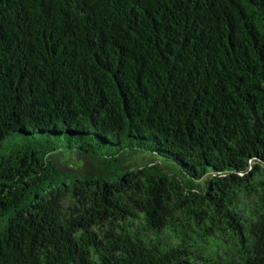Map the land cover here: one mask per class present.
I'll return each instance as SVG.
<instances>
[{
  "label": "trees",
  "instance_id": "1",
  "mask_svg": "<svg viewBox=\"0 0 264 264\" xmlns=\"http://www.w3.org/2000/svg\"><path fill=\"white\" fill-rule=\"evenodd\" d=\"M0 264H264V0H0Z\"/></svg>",
  "mask_w": 264,
  "mask_h": 264
}]
</instances>
